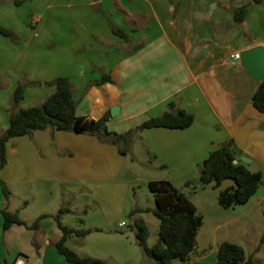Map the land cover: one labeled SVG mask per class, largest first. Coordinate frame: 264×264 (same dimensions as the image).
Masks as SVG:
<instances>
[{"label":"crops","instance_id":"1","mask_svg":"<svg viewBox=\"0 0 264 264\" xmlns=\"http://www.w3.org/2000/svg\"><path fill=\"white\" fill-rule=\"evenodd\" d=\"M22 1L0 0V25L11 30L10 35L0 31L9 37H0V67L5 68L0 69V133L8 125L18 81L41 82L26 85L19 104L25 107L31 105L27 96L37 104L52 91L45 81L64 75L71 80L77 114L98 118L108 113L109 130L123 132L158 116L169 101L193 114L187 127H146L133 136L131 147L139 135L149 166L160 169L148 181L165 178L176 187L187 186L185 180L192 178L209 152L228 139L237 157L245 156L247 167L253 170L250 165L256 164L255 170L264 175V111L251 102L260 80L232 56L254 44L264 45V0L250 4L239 22L233 7L248 0H25L30 2V16L23 15L19 24V18L11 16ZM219 7L225 14L215 15ZM21 67L24 77H19ZM104 74L110 79L97 82ZM126 155L120 143L91 132L45 127L11 137L0 169L9 190L5 198L0 185V264H9L18 255L23 264H70L55 245L62 232L54 215L63 205L70 209L60 215L62 223L73 226L70 220L76 216L87 227L98 228L83 237L69 236L67 240L76 244L72 248L113 264V242L92 233L120 235L117 229L127 224L121 216L131 182L120 177L127 167ZM139 160L133 154L130 161ZM233 184L232 179L222 180L214 187V197ZM78 192L88 196V203L72 204ZM190 199L203 223L213 227L205 241L197 233L191 264H216L217 246L223 240L239 243L247 255L264 259L260 247L251 244L264 230V187L245 203L229 207L212 198L199 207ZM5 205L28 223L44 215L35 228L14 223L4 229ZM136 207L144 208L133 204L131 210ZM89 211H101L104 218L87 223ZM233 221L238 227L220 231Z\"/></svg>","mask_w":264,"mask_h":264},{"label":"trees","instance_id":"2","mask_svg":"<svg viewBox=\"0 0 264 264\" xmlns=\"http://www.w3.org/2000/svg\"><path fill=\"white\" fill-rule=\"evenodd\" d=\"M262 1L248 0L233 7L234 19L237 22L242 21L249 5ZM0 31L4 34H11L9 28L1 25ZM115 32L121 36L125 35L120 29H115ZM109 79L110 76L104 74L97 82ZM39 83H41L39 80L18 81L13 89L8 110V125L0 133V169L6 163L9 139L13 136L31 133L36 129L50 127L75 132H91L104 139L119 143L121 140L130 141L135 132L146 127L184 128L193 121L191 112L183 108H175L174 102L169 101L165 111L158 116L149 117L123 132L109 130L106 124L108 113H104L98 118L77 114V99L72 93L71 80L64 75L45 81L46 84L52 85L53 89L40 103L25 107L19 106L20 101L24 98L26 85ZM251 102L259 111H264V79L260 80L258 87L253 92ZM226 178L232 179L234 184L221 188L217 192L218 203L223 207L245 203L260 186L262 179L260 171L250 170L247 164L237 157L230 139L211 150L199 165L198 181L201 186L211 182H214L215 186H219L220 182ZM192 183L191 179L185 180V185ZM0 185L4 197L8 198L9 190L1 177ZM148 186L153 194L155 206L153 208L136 207L131 212L151 210L159 219L158 238L148 245L146 243L147 226L137 220L135 221L137 242L152 258V264H191L190 256L197 248V233L203 223L202 213L197 210L193 201L169 179H152L148 181ZM69 209L67 205L60 206L54 215L62 232L55 241L57 250L70 264H109L106 259L101 257L81 255L65 243L69 236L83 237L92 230L98 229L81 225L82 218H79V226L62 223L60 215ZM1 212L4 229L14 223L35 228L38 226L39 219L44 215L41 214L28 223L20 218L17 211L8 209L6 205L1 208ZM262 242H264V230L259 244ZM216 264H264V259L259 260L250 254L247 255L239 243L223 240L217 246Z\"/></svg>","mask_w":264,"mask_h":264},{"label":"rangeland","instance_id":"3","mask_svg":"<svg viewBox=\"0 0 264 264\" xmlns=\"http://www.w3.org/2000/svg\"><path fill=\"white\" fill-rule=\"evenodd\" d=\"M23 1L19 3L17 7H13L16 14L12 13V16H11V18H15V17L19 18V24L21 22L23 15L30 16L29 9H27L30 2L26 3L25 0ZM228 5L229 4H227V6ZM214 13L215 15H218L220 13L225 14L222 7H219L218 9H216ZM4 14L5 13L3 12L2 15ZM21 26L23 27V25ZM9 27L14 28L12 26H9ZM0 37L6 38L7 40H9L8 39L9 37L7 38L2 34H0ZM0 69L5 70V68H1V67ZM24 71H25L24 67L19 68V77H24ZM25 100L27 104L35 103V102L29 101V96H27ZM136 133L137 132H135L134 135ZM132 138L128 142L124 140H121L119 142L120 145L123 147V149H125L126 154H127L126 155V163H127L126 166L127 167L124 168L120 177H124L131 182V188L127 195L125 208L121 216L122 219L127 221V224L117 229L119 230L120 235H117L115 233H108L107 231H103V232L98 231V232L92 233L93 234L92 236L98 239L107 238L108 241L113 242V245H114L113 264H152L153 263L152 258L144 252L143 247L137 242L135 221L140 220L142 222L143 221L145 222L147 229H148V236L146 239V243L149 245L158 238L157 230H158L159 219L151 210L144 211L139 214L138 213L134 214L133 212H131V206L133 204H138V205H142L144 207H150V208H153L155 206L153 194L150 191L149 186H148V178L159 175L160 169H153L149 166V161L146 159L147 149L143 141H141V139L139 138V135L137 136V140L133 148L130 145ZM133 154H135L136 157L140 159L138 162L131 163L130 160ZM250 168L253 169V171H256L255 170L257 168L256 164H251ZM198 178H199V169L193 174L191 178V180H193V183L191 185H187L185 187L181 186L180 184H177V185L178 187L183 188V190L187 193V196L189 198L195 199L199 207H201V205L204 204L205 202H209L211 198H212V201L214 200L216 204H219L217 197L215 198L214 193H213L214 187H218V186H215L214 182L201 186L199 184ZM260 186L264 187V175L262 176ZM87 197L88 196L86 194L82 192H78L77 194H75L74 198L72 199L73 201L72 204L88 203L87 201L89 200L87 199ZM15 203L19 204L20 201L16 200ZM84 215L85 214L83 215L81 214V217H83ZM102 218L104 217L101 211H89L87 215V223H99L100 220H102ZM70 221L72 222L73 226L80 225V221L79 219H76V216H74V218H72V220ZM81 225L86 226V224H84L83 222L81 223ZM230 225H232V227H238L235 221H233L231 223H228L220 227V231L226 230V227L228 228ZM111 228H113V230H116L114 226ZM250 228H252V225ZM212 229L213 227L210 225L208 221H205V223H202L198 230L201 240L205 241V239H207V237H209V235L213 233ZM220 231L218 232L219 235L222 234L220 233ZM259 241L260 239L257 240V237L254 236L252 238L251 244L255 245L256 243L257 247H260L259 254L262 257H264V243L262 242L263 244L262 243L259 244ZM65 243L71 248L76 247V244H74L73 241L66 240ZM18 245H23V244L18 242Z\"/></svg>","mask_w":264,"mask_h":264},{"label":"water","instance_id":"4","mask_svg":"<svg viewBox=\"0 0 264 264\" xmlns=\"http://www.w3.org/2000/svg\"><path fill=\"white\" fill-rule=\"evenodd\" d=\"M239 61L245 66L247 73L258 80L264 79V45L254 44L239 52ZM113 109V108H112ZM248 162L245 156L240 158Z\"/></svg>","mask_w":264,"mask_h":264},{"label":"built area","instance_id":"5","mask_svg":"<svg viewBox=\"0 0 264 264\" xmlns=\"http://www.w3.org/2000/svg\"><path fill=\"white\" fill-rule=\"evenodd\" d=\"M234 58H239V52L236 51L232 54ZM236 162V160H234ZM120 224H124V221L122 220ZM24 263V258L21 255H18L11 263L9 264H23Z\"/></svg>","mask_w":264,"mask_h":264}]
</instances>
